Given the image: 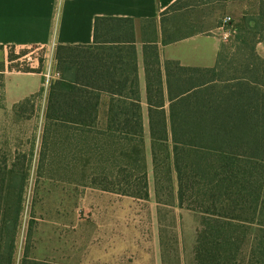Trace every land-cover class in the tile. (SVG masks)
I'll return each mask as SVG.
<instances>
[{
    "label": "trees",
    "instance_id": "16d2710c",
    "mask_svg": "<svg viewBox=\"0 0 264 264\" xmlns=\"http://www.w3.org/2000/svg\"><path fill=\"white\" fill-rule=\"evenodd\" d=\"M237 31L236 50L226 55L222 44L212 67L162 63L156 38L142 40L155 191L173 170L179 206L200 212L192 264H264V0ZM136 42L133 18L97 16L93 44L56 46L35 188L50 178L149 197ZM7 69L40 72L0 61L2 92ZM31 161L17 153L0 163V264L14 263ZM34 223L31 215L19 264H62L30 255Z\"/></svg>",
    "mask_w": 264,
    "mask_h": 264
},
{
    "label": "rangeland",
    "instance_id": "374dc122",
    "mask_svg": "<svg viewBox=\"0 0 264 264\" xmlns=\"http://www.w3.org/2000/svg\"><path fill=\"white\" fill-rule=\"evenodd\" d=\"M182 4L164 10L156 21H141L138 40L153 39L155 27L168 39L216 34L221 37L222 52L227 55L236 50L234 43L240 22L259 12L260 0H183ZM210 42L211 39L200 37L182 43L183 57H192L185 58L189 62L208 63L205 58L211 54ZM194 50L199 54L195 55ZM256 51L264 57V41L256 44ZM8 56L4 61L7 68L41 70L49 65L51 73L54 71V56L47 55L42 48H12ZM15 78H9L11 85L17 84ZM47 92L43 85V91L35 94L31 103L14 111V102L8 100L3 105L0 85V163L10 162L17 153L32 159L13 264H19L23 256L31 215L35 223L30 255L36 259L62 264H192L201 214L179 206L173 170L170 183L166 185V178H162L158 195L155 191L146 100L143 107L147 199L92 187L77 188L50 178H42L35 188Z\"/></svg>",
    "mask_w": 264,
    "mask_h": 264
},
{
    "label": "crops",
    "instance_id": "0c3cea01",
    "mask_svg": "<svg viewBox=\"0 0 264 264\" xmlns=\"http://www.w3.org/2000/svg\"><path fill=\"white\" fill-rule=\"evenodd\" d=\"M176 0H0V61H6L9 49L42 48L54 56L58 44H93L94 20L97 16L130 17L135 21L136 63L139 91L142 101L146 100L143 42L138 40L140 22L155 20ZM200 37L211 39V54L205 58L208 63L186 61L181 44ZM160 59L178 60L184 66L212 67L215 65L222 39L216 34H195L167 44L161 43V33L155 27ZM195 55L198 51H192ZM201 53V52H200ZM213 61L212 64L210 62ZM54 62V59H53ZM48 63H51L49 61ZM22 72L6 70L4 74L3 105L10 100L18 103L37 94L43 87L45 70ZM16 77L17 84L9 83ZM47 90V88H45ZM147 110V105H146ZM145 109L143 107V116Z\"/></svg>",
    "mask_w": 264,
    "mask_h": 264
},
{
    "label": "built area",
    "instance_id": "2783aa9c",
    "mask_svg": "<svg viewBox=\"0 0 264 264\" xmlns=\"http://www.w3.org/2000/svg\"><path fill=\"white\" fill-rule=\"evenodd\" d=\"M69 1H72V0H69ZM226 21V19H225ZM224 37H226V34H224ZM47 72H45L44 74V80H46V83H43V85H45V88H48V85H49V82L51 79L53 78H57L58 77V73L55 72V70L53 71V73H51V70L50 69H46Z\"/></svg>",
    "mask_w": 264,
    "mask_h": 264
}]
</instances>
